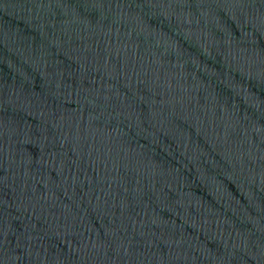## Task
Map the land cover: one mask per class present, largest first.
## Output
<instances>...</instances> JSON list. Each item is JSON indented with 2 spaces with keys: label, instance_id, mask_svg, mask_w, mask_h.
I'll list each match as a JSON object with an SVG mask.
<instances>
[{
  "label": "water",
  "instance_id": "water-1",
  "mask_svg": "<svg viewBox=\"0 0 264 264\" xmlns=\"http://www.w3.org/2000/svg\"><path fill=\"white\" fill-rule=\"evenodd\" d=\"M0 264H264V0H0Z\"/></svg>",
  "mask_w": 264,
  "mask_h": 264
}]
</instances>
